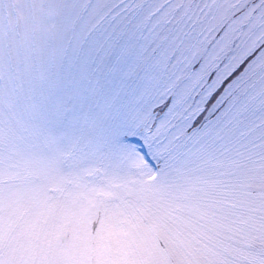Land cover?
<instances>
[{"label": "rangeland", "instance_id": "1", "mask_svg": "<svg viewBox=\"0 0 264 264\" xmlns=\"http://www.w3.org/2000/svg\"><path fill=\"white\" fill-rule=\"evenodd\" d=\"M44 2L29 64L54 37ZM0 264H264V163L174 142L139 110L55 119L0 88Z\"/></svg>", "mask_w": 264, "mask_h": 264}, {"label": "snow or ice", "instance_id": "2", "mask_svg": "<svg viewBox=\"0 0 264 264\" xmlns=\"http://www.w3.org/2000/svg\"><path fill=\"white\" fill-rule=\"evenodd\" d=\"M33 12L0 0V88L55 119L139 110L174 142L264 163V0H45L54 37L29 64Z\"/></svg>", "mask_w": 264, "mask_h": 264}]
</instances>
